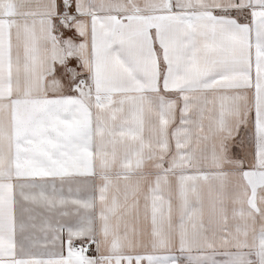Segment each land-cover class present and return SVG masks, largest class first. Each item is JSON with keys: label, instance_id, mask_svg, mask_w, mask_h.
Here are the masks:
<instances>
[{"label": "snow or ice", "instance_id": "snow-or-ice-1", "mask_svg": "<svg viewBox=\"0 0 264 264\" xmlns=\"http://www.w3.org/2000/svg\"><path fill=\"white\" fill-rule=\"evenodd\" d=\"M0 264H264V0H0Z\"/></svg>", "mask_w": 264, "mask_h": 264}]
</instances>
